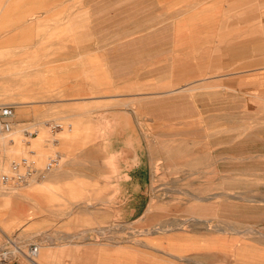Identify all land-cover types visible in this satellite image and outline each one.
<instances>
[{
	"label": "rangeland",
	"instance_id": "obj_1",
	"mask_svg": "<svg viewBox=\"0 0 264 264\" xmlns=\"http://www.w3.org/2000/svg\"><path fill=\"white\" fill-rule=\"evenodd\" d=\"M18 1L0 0V18L11 19L0 23V108H14L11 130L0 129L3 173L10 174L12 162L22 159L36 167L51 159L58 164L44 177L32 176L20 186L0 181V264L39 263L29 248L46 231L14 222L17 202L33 203L34 220L73 222L75 236L83 232L76 227L86 225L99 243L152 249L159 256L168 254V264H264V79L257 90L256 76L255 89L246 91L238 87V78H212L204 69L200 71L204 75L189 79L190 83L183 79L188 86H155L150 79L143 81L150 85H133L135 70L144 74L165 60L149 61L156 52L150 56L154 48H149L147 34L171 22H150V0H136L137 6L127 4L122 13L115 45L127 42L130 47L125 51L126 69L121 71L125 73L110 81L114 83L110 97H103L101 86L85 96H74L71 82L87 80L85 58L91 53L82 49L89 39L75 36L82 28L73 25L80 20L69 19L72 13L81 19L89 9L88 0H51L44 7L45 16L30 23L20 21L25 16ZM194 1L200 0L190 2ZM259 1L254 0V18L261 24L264 14ZM190 2L175 1V21L193 7ZM99 42L93 38V56L99 57L101 65L107 50L98 49ZM165 44L159 42V55L165 52ZM210 48L195 47L186 55L193 57L199 51L207 66ZM76 66L81 69H73ZM220 72L214 73L225 74ZM70 73L77 76L71 79ZM122 82L125 85L118 88ZM20 101L26 104H13ZM108 111L109 116L104 115ZM218 129L224 130L217 133ZM3 137L11 154L1 148ZM128 151L135 154L130 164L135 162L141 181L123 187L130 202L124 206L126 212H120L109 203L124 201L122 189L106 178L119 173L116 158H133ZM59 170L60 179L55 176ZM28 192L36 196L30 198ZM134 205L136 209L127 213ZM193 218L201 221L189 220Z\"/></svg>",
	"mask_w": 264,
	"mask_h": 264
},
{
	"label": "crops",
	"instance_id": "obj_2",
	"mask_svg": "<svg viewBox=\"0 0 264 264\" xmlns=\"http://www.w3.org/2000/svg\"><path fill=\"white\" fill-rule=\"evenodd\" d=\"M175 1L178 0H150L149 21L153 23L164 20L171 22L165 23L160 28L150 30L151 32L147 34L151 38V40H148L149 48H154L153 52H150V56L152 57L154 52H156V56L149 61L152 59L159 60L161 57H164L165 60L156 61L158 64L151 67L146 73L138 75L137 70L134 72V58L133 76L135 83L133 85L139 88L150 84L166 87L173 86L175 83L181 85L184 82L183 79L190 83L189 79H198L203 76L204 74H200V71L205 69V71L209 70L205 74L212 78H238V87L246 91H248V88L255 89L254 78L258 76L256 85L258 90L262 86L261 80L264 79V15H262L261 24L255 22L257 18H254V0H243L240 4L239 0H204L202 2L200 0L199 3L190 2L193 0H179V3L188 1L190 5H193L192 8H187L188 12L186 14L184 13L186 11L183 12L181 18L178 19L179 21H175L174 18ZM18 2V5L22 4L23 7L20 14L25 16L20 21L25 20L30 23L37 19L41 20L45 16L44 7L51 0H20ZM87 2L86 5L89 9L82 13L81 19H78L79 15L77 13H72L69 20L73 23L80 20L79 24L73 25L75 29L82 28L80 35L76 34L75 36H84L89 39V43L82 48L85 52L91 53L89 54L91 57H87V55L85 58L89 68L84 66V71L88 69L89 73H86V81L77 80L76 82H71L73 89L71 88L72 90L70 91L74 96H85L88 91L91 92L94 88L101 86L103 97L109 98L110 85L114 84L110 83V81L118 77L120 79L121 73H125V71H121L126 69V49L130 47L127 42L115 45L116 38L121 31L119 27L123 16L122 13H126L127 4L137 6V1L88 0ZM259 2L262 3L264 14V0ZM11 5H13V2H11ZM163 11L164 14H162ZM136 12V9L133 12L131 10L133 14ZM139 13L141 14V11ZM114 15H117V17L113 18ZM8 21L10 22L11 19L0 18V23ZM260 27L261 29H258ZM95 37L100 39L101 42L98 43V49L102 52L107 50L105 56L102 55L103 57L100 59L102 61L101 65L97 62L99 57L94 58L93 56V38ZM158 37H160V40ZM163 40L166 43V49L165 52L159 55L161 46L159 47L158 45ZM133 44L137 45L135 42ZM117 45L119 46L115 47ZM204 45H212L208 52L211 56L207 58V66L202 63L199 51L194 53L193 57L186 55L189 52L193 53L195 47L199 49ZM138 62L140 61L137 60L136 63ZM93 64H95V67ZM79 68L81 69V67L76 66L73 69L78 71ZM217 71L225 74L217 76L214 73ZM74 76L77 75L70 73V78ZM146 79H150V84L149 81L143 83ZM188 83L185 82L186 85ZM185 84L183 83V85ZM124 85V82L117 83L118 88ZM76 86L80 87L77 89ZM85 86L89 87L88 90ZM168 92L170 91L168 90ZM168 92L164 93L168 94ZM109 112L111 111L104 113V115L108 114L109 116ZM128 152L132 154L133 158L129 159V161L116 158L114 162L117 164L119 173L113 174V176L108 175L106 178L107 182L117 185L119 191L122 189L124 194L122 199L124 201L121 203H109L113 209L120 212H126L124 206L127 201L130 202L129 194L125 195L127 194V191L124 190L125 185L141 181V176L138 173L136 174L135 162L133 165L130 164L131 160L135 159V154L131 151ZM59 158L61 159V156ZM69 163L70 160L67 161L66 167L69 166ZM59 172L57 173L56 171L55 176L60 179L62 173L60 170ZM138 188L137 190L139 191L137 192L141 195L140 186ZM28 196L32 198L36 195L28 192ZM32 204V202H25L23 205L17 202L14 213L18 215L15 217L16 220L14 222H23L26 229L46 231L44 236H37V243H33L34 245H39L37 254L39 263L37 264H159V262L168 264L167 261L169 260L165 259L167 255L165 257L159 256L152 249L142 250L140 247L133 245L99 243L94 237L92 230H88L89 228L86 225L76 227L81 231L83 230V232L79 236H75L72 234L73 222L63 220L60 222H49L47 220L49 218H46L44 222L43 220H34L35 218L32 216L37 209ZM132 208L136 209L135 205L134 207L131 206L127 213ZM124 212L123 214H125ZM15 263L23 264L20 261Z\"/></svg>",
	"mask_w": 264,
	"mask_h": 264
},
{
	"label": "built area",
	"instance_id": "obj_3",
	"mask_svg": "<svg viewBox=\"0 0 264 264\" xmlns=\"http://www.w3.org/2000/svg\"><path fill=\"white\" fill-rule=\"evenodd\" d=\"M14 116V108L12 106H3L0 108V119H1V129L7 131L11 130V121ZM32 135V133H31ZM58 160L51 159L44 167H36L33 162L22 159L19 162H12L11 173H3L2 161L0 159V181L3 184H13L22 185L25 184L32 176H45L49 173L55 166H57ZM39 251L38 246L31 245L29 248V254L32 256H37Z\"/></svg>",
	"mask_w": 264,
	"mask_h": 264
},
{
	"label": "bare ground",
	"instance_id": "obj_4",
	"mask_svg": "<svg viewBox=\"0 0 264 264\" xmlns=\"http://www.w3.org/2000/svg\"><path fill=\"white\" fill-rule=\"evenodd\" d=\"M198 2H199V1H198ZM198 2H197V3H198ZM151 30H152V29H151ZM217 74H218V73H217ZM194 83H195V82H194ZM189 85H190V84H189ZM181 86H182V85H181ZM187 86H188V85H187ZM0 91H1V90H0ZM3 92H4V90H3ZM193 94H194V93H193ZM193 94H191V97L193 96ZM13 104H16V105H25L26 103L20 101V102H14ZM140 105H141V104H140ZM134 107H135V106H134ZM140 107H141V106H140ZM142 108H143V107H142ZM128 109H131V108H128ZM136 110H138V109H136ZM136 110H135V111H136ZM130 111H131V110H130ZM110 113H111V112H110ZM131 113H133V111H131ZM134 115H135V114H134ZM135 116H136V115H135ZM135 121H136V120H135ZM96 123H97V122H96ZM98 123H99V122H98ZM108 124H109V123H108ZM109 125H110V124H109ZM0 126H1V120H0ZM237 128H238V127H237ZM237 128H235V129H234V128H233V129L230 128L229 131H230V130H233V131H234V130H236ZM0 129H1V128H0ZM224 129H225V128H224ZM224 129H218V130H216V132H217V133H220V132H221L222 130H224ZM239 129H243V127L239 128ZM239 129H238V130H239ZM109 130H110V129H109ZM219 130H221V131H219ZM248 130H249V129H246V130H243V131H244V133H245V131H248ZM229 131L225 130V132H229ZM233 131H232V133H233ZM211 132H212V131H211ZM211 132H210V135H211ZM216 132H215V133H216ZM225 132H224V133H225ZM237 132H238V131H237ZM15 133H16V131H15ZM213 133H214V131H213ZM217 133H216V134H217ZM222 133H223V132H222ZM16 134H18V133H16ZM242 135H244V134H242ZM152 136H153V135H152ZM207 137H208V136H207ZM210 137H211V136H210ZM41 139L45 140V134H42V135H41ZM150 139H151V136H150ZM154 139H155V138H154ZM35 145L38 146L37 143H36ZM7 147H8V142H7V140H6V137H3L2 140H1V148H2V150L4 151L5 154H11V153L13 152V150H11L10 148L8 149ZM9 152H10V153H9ZM8 157H9V156H8ZM8 171H9V170H8ZM1 172H3V167H2ZM185 195H186V194H185ZM187 195H188V194H187ZM219 195H220V194H219ZM191 196H192V195H191ZM213 196H214V195H213ZM213 196H212V197H213ZM231 196L233 197V195H231ZM231 196H230V199H231ZM235 196H236L237 199L241 198V197H239V198L237 197V196H239V195H235ZM189 197H190V196H189ZM214 197H218V196H214ZM214 197H213V199H214ZM220 197H221V195H220ZM221 198H222V197H221ZM227 198H228V194H227ZM236 198H235V199H236ZM191 199H192V198H191ZM191 199H190V200H191ZM196 199H198V201H199V200L202 201V199H200V198H196ZM210 199H211V198H210ZM244 199H245V198H244ZM248 199H249V198H248ZM250 199H251V198H250ZM208 200H209V198H208ZM211 200H212V199H211ZM216 200H217V199H216ZM240 200H241V199H240ZM194 201H196V200L194 199ZM203 201H204V198H203ZM246 202H247V201H246ZM248 202H252V201H249V200H248ZM258 202H259V201H258ZM260 202H261V201H260ZM189 220H191V221L200 220V221H201L200 218H193V219H189ZM186 221H187V220H186ZM191 221H190V222H191ZM200 221H199V222H200ZM202 221H203V220H202ZM182 222H183V221H182ZM195 222H196V221H195ZM203 222H204V221H203ZM187 223H188V222H187ZM206 224H207V223H206ZM179 226H180V225H179ZM214 227H215V226H214ZM211 228H212V227H211ZM228 228H229V227H228ZM168 230H169V228H168ZM229 230H231V229L229 228ZM217 231H218V229H217ZM233 231H234V230H232V231H230V232H233ZM234 232H235V231H234ZM243 232H244V230H243ZM250 232H252V231H249L248 233L251 234ZM235 233H236V232H235ZM238 233H239V232H238ZM240 233H241V232H240ZM244 233H245V232H244ZM244 233H243V234H244ZM236 234H237V233H236ZM259 235H260V234H259ZM260 236H262V235H260ZM260 236H259V237H260ZM210 250H212V249H210ZM174 253H176V252H174ZM184 253H185V252H184ZM180 254H181V253H180ZM167 255H168V254H167ZM24 257H25V256H24ZM26 257H27V256H26ZM26 257H25V258H26ZM29 257H30V256H29ZM29 257H28V258H29ZM176 259H177V258H176ZM27 260H28V259H27ZM30 261H32V260H30ZM33 262H34V261H33ZM31 263H32V262H31ZM1 264H2V263H1ZM7 264H8V263H7ZM33 264H34V263H33ZM35 264H36V263H35Z\"/></svg>",
	"mask_w": 264,
	"mask_h": 264
}]
</instances>
